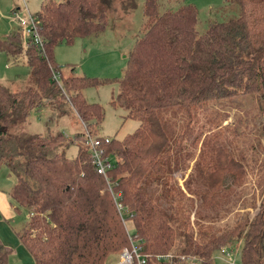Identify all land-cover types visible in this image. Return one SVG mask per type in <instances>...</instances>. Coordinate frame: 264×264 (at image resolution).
I'll list each match as a JSON object with an SVG mask.
<instances>
[{
    "label": "trees",
    "instance_id": "obj_1",
    "mask_svg": "<svg viewBox=\"0 0 264 264\" xmlns=\"http://www.w3.org/2000/svg\"><path fill=\"white\" fill-rule=\"evenodd\" d=\"M180 1L163 10L159 0H144L139 36L111 101L126 111L125 118L138 122L123 139L103 142L105 156L113 163L108 176L119 194L117 202L92 165L87 134L78 133L84 147L77 144L75 157L69 158L65 149L73 142L60 131H9L25 122L32 110L51 103L59 116L66 109L78 113L94 133L103 107L88 102L82 91L101 81L74 75L73 68L62 74L53 51L59 44L101 32L113 0H48L36 13L44 49L36 48L28 36L23 51L33 86L12 91L0 84V168L7 167L16 180L10 198L28 212L18 236L35 264H107L108 256L129 246L131 239L140 241L146 264H154L152 257L167 251L193 255L189 264H215L213 253L222 250L226 240L240 236L241 264H264V197L252 219L245 215L204 239L200 228L198 239L188 230V218L182 220L177 210L159 206L142 186L151 174L165 179L168 145L181 142L180 132L176 138L170 136L164 111H184L190 122L195 110L210 100L257 94L264 102V0H225V19L209 23L201 34L196 29L197 9ZM126 7L134 10L136 1L129 0ZM20 46V33L0 38V51L15 59L22 53ZM259 129L264 134V125ZM212 137L204 135L210 146L204 154L221 165L224 176L235 177L239 164L222 146L211 143ZM209 171L204 177L213 178L216 172ZM212 178L202 196L214 206L209 198L218 184ZM7 255L0 241V264H6Z\"/></svg>",
    "mask_w": 264,
    "mask_h": 264
},
{
    "label": "rangeland",
    "instance_id": "obj_2",
    "mask_svg": "<svg viewBox=\"0 0 264 264\" xmlns=\"http://www.w3.org/2000/svg\"><path fill=\"white\" fill-rule=\"evenodd\" d=\"M46 1L48 0H0V38L21 34L22 53L16 59L0 51V84L12 91L33 86L30 70L23 56V51L27 49V35L15 19L14 11L23 10L25 3L30 14L35 16L41 4ZM128 1L113 0L108 8L106 26L101 32L76 38L70 44H59L53 51L54 63L62 74L72 73L73 68L74 75L101 81L82 91L88 102H95L103 107V119L97 127H92L94 133L88 123L78 117V113L65 107L67 113L59 116L49 102V105L44 104V107L32 110L22 124L10 127L11 133L45 135L60 131L66 141L73 142L65 149L66 156L73 158L77 153V144L84 147L79 141L78 133L86 134L88 129L94 135L121 140L135 130L138 122L125 118L126 111L111 104L118 92V81L124 74L128 53L139 36L143 22L144 0H135L137 7L134 10L127 9ZM180 2L190 3L197 9L196 29L200 34L209 23L225 19V0ZM175 3L176 0H159L162 9L172 7ZM188 118L186 112L177 109L163 112L162 119L170 136L176 138L180 132L181 142L168 145L170 159L165 164V179L151 174L146 182V179L143 181L142 186L159 206L169 212L177 210L182 220L188 218V230L195 238L199 239V230L203 229L204 239L210 234L223 232L236 219H242L245 215L252 219L261 208L264 197V134L259 127L264 125V102L259 100L257 94L210 100L195 110L190 122ZM207 134L214 137L211 143L222 146L223 152L231 153V157L239 164V172L237 170L235 177L229 174L224 176L225 171L219 172L221 165L211 162L209 153L204 154L205 149L210 148L204 143V135ZM209 168L216 172L211 178L218 184V189L210 192L213 198L209 199L214 206L210 205V201L207 204L202 196L204 189L209 188L211 178L204 177L211 174ZM210 188L214 190L212 185ZM113 193L115 194L114 191ZM11 201L18 210L15 217L0 219V241L8 250L6 264H35L30 251L18 236L29 218L28 212L12 199ZM130 230L132 231L131 226ZM222 245L224 253L220 249L213 253L215 264H241L242 237L226 240ZM118 252L108 256L107 264L117 258Z\"/></svg>",
    "mask_w": 264,
    "mask_h": 264
},
{
    "label": "built area",
    "instance_id": "obj_3",
    "mask_svg": "<svg viewBox=\"0 0 264 264\" xmlns=\"http://www.w3.org/2000/svg\"><path fill=\"white\" fill-rule=\"evenodd\" d=\"M24 2V0H23ZM15 19L19 22L20 26L23 29V33L28 36H31L33 43L36 48L40 51H43V42L41 36L38 32V21L36 17L31 15L27 5L24 3V9H18L14 11ZM53 78L57 81V74L53 72ZM87 140L85 144L89 148L92 158V165L94 166L96 172L103 176L108 186L109 191L111 192L113 199L117 202V195L112 191V185L108 172L113 166V163L109 160L104 153L103 142H108L109 138L93 137L86 132ZM118 208H121V205L117 203ZM122 220H125V217L122 215ZM129 232V231H128ZM139 240H130L129 246H124L119 252L116 259L112 260L108 264H146L148 257L145 254H142L141 245ZM230 254V253H228ZM193 255L186 253H175L172 251H167L163 253L155 254L152 259L154 264H189L192 261ZM228 260L231 258H227Z\"/></svg>",
    "mask_w": 264,
    "mask_h": 264
},
{
    "label": "crops",
    "instance_id": "obj_4",
    "mask_svg": "<svg viewBox=\"0 0 264 264\" xmlns=\"http://www.w3.org/2000/svg\"><path fill=\"white\" fill-rule=\"evenodd\" d=\"M14 183L15 178L7 167H4V169L0 168V219H5L9 216L14 218L18 212L17 207L12 203L9 196V191Z\"/></svg>",
    "mask_w": 264,
    "mask_h": 264
}]
</instances>
